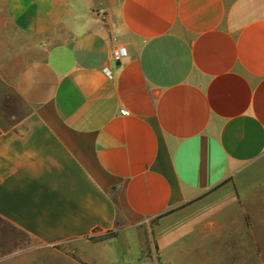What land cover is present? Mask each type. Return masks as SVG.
<instances>
[{"label":"crops","instance_id":"1","mask_svg":"<svg viewBox=\"0 0 264 264\" xmlns=\"http://www.w3.org/2000/svg\"><path fill=\"white\" fill-rule=\"evenodd\" d=\"M0 118V264H264V0H0Z\"/></svg>","mask_w":264,"mask_h":264},{"label":"rangeland","instance_id":"2","mask_svg":"<svg viewBox=\"0 0 264 264\" xmlns=\"http://www.w3.org/2000/svg\"><path fill=\"white\" fill-rule=\"evenodd\" d=\"M28 111H29V108L20 100L18 102H14L13 103V111L12 112L9 111L7 113L8 114L9 113H14V114L18 113V114L24 115ZM0 121L2 123H5L8 120L5 118H0ZM182 226H184V227H181V229H176L175 232L172 231V235H171L172 238L169 237L170 241L167 240L165 243V248H164L163 253H164L165 259L168 261H171V264H188L189 263L187 253H186L188 245H189V241H191L190 238L186 234L188 231L189 223H187L186 225L182 224ZM206 235L196 236L195 240L196 241H204L205 240L208 243L212 239H214L216 236L215 234L211 237L206 236ZM173 240L177 241L176 242L177 245L172 244ZM129 242H130V245L128 247L129 249L126 247L125 249L122 248V250H121V248L117 249L116 247H112L111 248L112 253L115 254L116 252H118L121 255L122 251H124V250L127 251L126 249L130 250V248H131V251H134L131 254L135 255L134 253L137 250V248H136L134 237H132V238L129 237ZM178 247H180L182 249H179ZM208 249L210 250V248H208ZM239 251H241V250H240V248H237V246L235 244V240L234 239L228 240V248H227L226 257H223L222 255L217 257V259H216V257H214L213 258V260H214L213 264H252L251 263L252 248L245 246L242 249V252H243L242 260L239 259L240 258L239 257ZM147 256L150 257V259H152L151 253H148ZM131 257H132V255H131ZM219 259H221V260L219 261ZM225 259H226V261H223Z\"/></svg>","mask_w":264,"mask_h":264},{"label":"built area","instance_id":"3","mask_svg":"<svg viewBox=\"0 0 264 264\" xmlns=\"http://www.w3.org/2000/svg\"><path fill=\"white\" fill-rule=\"evenodd\" d=\"M113 60L115 62H121L128 57V51L125 47H118L113 51Z\"/></svg>","mask_w":264,"mask_h":264},{"label":"water","instance_id":"4","mask_svg":"<svg viewBox=\"0 0 264 264\" xmlns=\"http://www.w3.org/2000/svg\"><path fill=\"white\" fill-rule=\"evenodd\" d=\"M119 64V63H118Z\"/></svg>","mask_w":264,"mask_h":264}]
</instances>
